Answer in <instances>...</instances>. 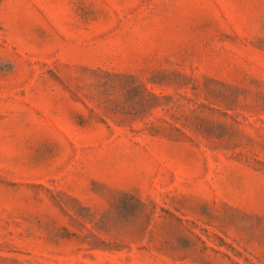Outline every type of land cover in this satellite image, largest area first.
Here are the masks:
<instances>
[{"label":"rangeland","instance_id":"374dc122","mask_svg":"<svg viewBox=\"0 0 264 264\" xmlns=\"http://www.w3.org/2000/svg\"><path fill=\"white\" fill-rule=\"evenodd\" d=\"M0 264H264V0H0Z\"/></svg>","mask_w":264,"mask_h":264}]
</instances>
